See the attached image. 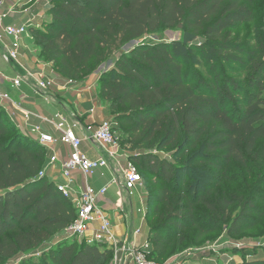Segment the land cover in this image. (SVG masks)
<instances>
[{
    "label": "trees",
    "instance_id": "16d2710c",
    "mask_svg": "<svg viewBox=\"0 0 264 264\" xmlns=\"http://www.w3.org/2000/svg\"><path fill=\"white\" fill-rule=\"evenodd\" d=\"M255 1L52 0L51 21L31 30L39 59L80 83L93 63L110 60L147 35L180 30L202 38L199 45L143 42L122 52L98 81L99 98L133 141L144 145L162 135L161 148H176L181 154L175 159L186 158L183 166L151 153L130 157L140 173L160 184L147 212L160 220L149 231L151 259H164L174 240L191 229L201 238L230 221L228 234L240 237L264 216V32L256 31L252 49L233 42L232 33L254 22ZM221 62L249 66L248 81L217 77L223 84L213 86L197 77L194 84L185 70ZM12 126L0 106V264L31 254L78 217L55 182L39 176L47 150ZM256 166L262 172L252 190L224 188L233 182L230 172L251 177ZM110 256L104 245L72 239L19 264H106Z\"/></svg>",
    "mask_w": 264,
    "mask_h": 264
},
{
    "label": "built area",
    "instance_id": "2783aa9c",
    "mask_svg": "<svg viewBox=\"0 0 264 264\" xmlns=\"http://www.w3.org/2000/svg\"><path fill=\"white\" fill-rule=\"evenodd\" d=\"M15 14L16 10L9 9L6 0H0V50L3 51L2 61L16 72L13 78L1 74L2 79L5 82H10L11 86L18 91L22 89L24 84H27L36 96L42 97L46 102L53 99L51 94L54 92H73L79 91L81 87H86L84 83L61 77L51 63H47L50 64L51 68L42 63H39L37 68L28 65L25 53L27 49L26 42L34 40L31 30L34 27L32 22L35 18H30L24 23H18L14 20ZM10 18L14 21L8 23ZM3 102L12 101L7 95L0 93V103ZM95 111V108H93L89 115H93ZM10 116L12 121L17 123L16 117L13 114H10ZM24 116L27 122L32 118V114L29 113ZM84 116L83 113L67 114L63 112L58 113L54 121L41 118L44 123L51 124L55 128L60 135L59 140L50 134L44 133L40 126L32 130L33 134H39L36 141L46 150L52 152L49 163L39 176L41 178L48 177V170L56 168L58 165L59 178H62L63 181L54 180L57 190L65 198L71 200L78 211L75 222L65 230L66 235L69 239H77L90 245L101 244L106 246L112 252L117 264L118 262H125L126 264H160L150 258L152 247L147 239L140 246L135 244L141 230L133 229L131 235L133 244L129 246V236L127 234L124 236L117 234L116 225L101 205L109 190L113 186L120 185L118 179L114 176L107 186L100 189L95 188L88 182L94 178L98 171L110 170L111 163L106 157L98 160L90 159L83 150L85 142L98 144L104 148L113 164L120 167L123 188L129 198H138L141 207V209L138 208V212L146 220L148 209L146 199L141 193L144 186L143 177L136 164L131 160V156L124 152L115 123L104 120L100 123L93 121L92 123L83 124L81 119ZM81 128L85 131L83 136L78 134ZM58 142L70 149V155L63 160L55 150ZM78 175L85 181L80 183Z\"/></svg>",
    "mask_w": 264,
    "mask_h": 264
},
{
    "label": "rangeland",
    "instance_id": "374dc122",
    "mask_svg": "<svg viewBox=\"0 0 264 264\" xmlns=\"http://www.w3.org/2000/svg\"><path fill=\"white\" fill-rule=\"evenodd\" d=\"M51 2L52 0H32L31 2L30 0H6L7 7L9 9L16 10V14L14 17L15 22L24 23L30 18L34 17L35 20L32 22V24L34 25V27L32 28L34 29H43V24L51 21V17L48 15V11L50 9V6L52 5ZM253 8L255 11L254 22L251 24H245L232 32L233 42H237L243 46H247L249 47V49L255 47L256 31L260 29L262 32H264V0L255 1L253 4ZM14 20L10 18L8 21L13 22ZM185 34L186 32L180 30H161L159 32L147 35L146 37L137 40V44L132 45L130 48H127V46L123 47L110 60H107L104 63H93L91 65L90 72L85 76L88 78L83 83L89 81V83L96 84L104 73L109 72L114 68L115 61L118 59L122 52L128 53L143 42L158 43L184 40ZM202 41L203 40L201 37H197L193 44L199 45ZM27 51L28 52L25 53L27 55L28 65L30 64V62H32V65H29L30 67L37 68L39 63L50 67V64H47L46 62H43L39 59L40 51L35 38L28 45ZM216 66L210 67L204 65L201 68L191 67L189 69L185 68V70L190 73V79L195 82L194 84H196L198 78H202L213 86H215V84H223V80H217V77L236 78L241 82H247L248 78L251 75L249 66H240L236 65L235 63L228 62H221ZM97 97V104L105 117V121H113L115 123L117 134L122 137V140L124 142V145H122L124 152L128 156L151 153L159 156L161 160L166 159L173 163L184 166L186 158L175 159V156L177 154L178 156H180L181 154L178 149L160 147V140L162 138V135H158L154 140L144 145H140L137 142L133 141L134 136L128 133V127L123 126V124H120L116 120L117 113L112 112L110 105L102 101L99 96ZM51 100L53 99H50L48 103H52ZM84 108L85 110L89 109L87 105ZM2 109L5 110L3 107ZM12 128H14L13 131L18 130L16 126H12ZM32 134L33 133L31 132V134H28V136H30V138L34 140L35 136L34 134ZM47 152L49 151L47 150ZM69 155L70 154L68 153V156ZM47 158L49 160V156ZM48 163L49 162H47L46 165ZM100 172L101 171H98L94 176L95 180L101 178ZM261 172L262 171H260L257 166L252 169L251 177L243 174V172H230V178H233V182H226L224 184V188L235 191L238 188H245L246 186V189L252 190L254 187H256V185H258ZM116 173L120 181L122 182V175L119 171ZM141 175L143 177L144 185L141 193L146 199L147 209H151L155 203H150L149 198L154 190L160 186V184L158 180H156L151 174L145 173L141 170ZM94 178L92 179V181L94 180ZM117 188L119 187L114 186L113 188H111L107 196L111 198L113 202H120L122 199L125 206L123 208H127V206L130 207V203H133L135 208L134 214L132 212L130 214V209L125 210L126 212L128 211L127 214L129 216L122 213V215L124 216L123 219L121 218V220L123 221L122 227L125 226L127 231L126 234L127 236H129V246H132L133 244V241H131L133 229L141 230V234L138 236L135 242V244L140 246L146 241V239L148 240L150 229L160 224V220L152 217L148 218L147 216L145 220L143 218L144 216L138 212V208L141 209L138 198H132L133 200H130V198L125 194L123 196H119L118 194L116 195L115 191ZM120 208V210H122V207ZM131 219H134V224ZM229 224L230 221L225 223L224 227L220 228L218 231L202 236L201 238L200 236H198L197 229H191L190 231L186 232L181 239L178 237L174 240V244L169 249L164 259L159 261L152 258V260L160 264H245L247 261L251 260H264V216L260 218L259 223L256 227L242 234L240 237H233L228 234L227 227ZM71 240L72 239H69L64 232L48 241L47 243L41 245L31 254H18L17 256L3 264H19L24 259H37L39 257H42L44 253L49 252L50 249L55 247L57 244ZM76 245L78 249L81 246V243L78 242ZM106 264H117V261L114 256H110ZM118 264L126 263L118 262Z\"/></svg>",
    "mask_w": 264,
    "mask_h": 264
},
{
    "label": "crops",
    "instance_id": "0c3cea01",
    "mask_svg": "<svg viewBox=\"0 0 264 264\" xmlns=\"http://www.w3.org/2000/svg\"><path fill=\"white\" fill-rule=\"evenodd\" d=\"M8 23H10L8 21ZM19 23V22H18ZM21 23V22H20ZM32 42V40H28L26 42V47L28 49V45ZM27 49L25 52L27 53ZM2 53L3 51L0 50V93L7 95L12 102H3L1 106L5 109L6 113L8 114V117L11 118L10 114L16 117L17 123L14 122L15 126L22 131L24 134L28 135L31 134L33 128L40 126L42 128V131L44 133L50 134L54 136L56 139H60V135L56 132L55 128L48 123H44L41 118L48 119L50 121H54L58 113H83L85 116L81 119L83 124L92 123L93 121H96L100 123L101 121L105 120V117L101 110L98 107L97 104V96L98 95V82L95 83H89V81L85 82L84 86L81 87L80 90H76L73 92H54L52 103L46 102L42 97L36 96L31 88L24 84L22 89L18 91L17 89H14L11 86L10 82H5L1 74H4L8 78H13L16 75V72L13 71L10 66L5 64L2 61ZM29 65H32V62H30ZM95 84V85H94ZM92 88L93 91H92ZM88 106L89 109L85 110V106ZM19 107V108H18ZM18 108V109H16ZM95 108V113L93 115H89L90 111ZM29 113L32 114V118L29 122L25 120V114ZM12 120V119H11ZM79 135H84L85 131L80 129L78 132ZM33 135V134H32ZM35 136V137H34ZM34 140L36 141L39 137V134H34ZM100 148V149H98ZM56 152L60 155V158L63 160L68 157V153L70 154V149L68 147L63 146L60 142H58L55 146ZM83 150L87 154V156L92 160H98L102 157H106L109 162L111 163V169L110 170H101V178H98L92 181H88L92 186H94L97 189L103 188L107 186L115 176L118 179V182L120 185H117L119 188L116 189V195L123 196L124 194L128 196L126 191L123 188V178L122 182L120 181L118 175L116 172L121 173L120 167H118L116 164H113L111 159L108 157L107 152L104 148L99 146L98 144H92L91 142H85L83 145ZM47 157L49 156V160L52 157V152H47ZM47 158V162H49ZM59 166L57 165L56 168H50L48 170V178L51 180H58V182H62V178H59ZM80 183L81 181L84 182L85 180L82 179L80 175L77 176ZM93 183V184H92ZM114 187V186H113ZM112 187V188H113ZM116 187V186H115ZM119 191V192H118ZM108 195V194H107ZM122 198V197H121ZM130 200H133L130 198ZM102 207L109 213L111 216L114 224L116 225V232L119 236H124L127 231L125 226L122 227L124 216L123 214H127L125 211L126 209H130L131 212L134 214V205L131 202L130 207L127 206V208H123L124 203L121 199L120 202H113L111 198L106 196L102 203ZM122 207V210H120ZM131 221L134 224V219H131ZM147 238V236H146Z\"/></svg>",
    "mask_w": 264,
    "mask_h": 264
},
{
    "label": "water",
    "instance_id": "95a60500",
    "mask_svg": "<svg viewBox=\"0 0 264 264\" xmlns=\"http://www.w3.org/2000/svg\"><path fill=\"white\" fill-rule=\"evenodd\" d=\"M197 36L194 34L186 33L184 37V44L188 45L193 43L196 40ZM137 44V41H133L130 45L127 46V48H130L132 45Z\"/></svg>",
    "mask_w": 264,
    "mask_h": 264
}]
</instances>
